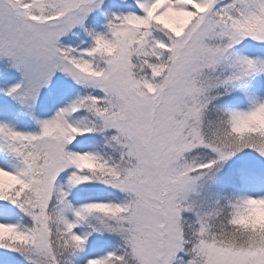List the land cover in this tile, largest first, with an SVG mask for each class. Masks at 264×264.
<instances>
[{"label":"snow or ice","instance_id":"1","mask_svg":"<svg viewBox=\"0 0 264 264\" xmlns=\"http://www.w3.org/2000/svg\"><path fill=\"white\" fill-rule=\"evenodd\" d=\"M0 264H264V0H0Z\"/></svg>","mask_w":264,"mask_h":264}]
</instances>
